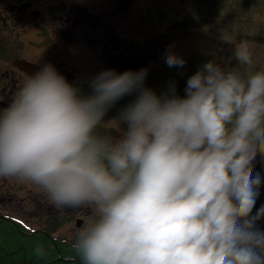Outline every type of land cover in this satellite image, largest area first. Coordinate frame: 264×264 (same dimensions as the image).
<instances>
[{
    "label": "clouds",
    "instance_id": "1",
    "mask_svg": "<svg viewBox=\"0 0 264 264\" xmlns=\"http://www.w3.org/2000/svg\"><path fill=\"white\" fill-rule=\"evenodd\" d=\"M246 40L239 67L212 61L191 75L184 97L143 86L147 69L105 70L90 95L51 64L28 75L0 110V178L38 187L58 209L94 215L71 245L81 264H264V232L250 215L264 155V70ZM184 60L168 53L169 67ZM118 140L97 126L122 97ZM34 255H46L37 243Z\"/></svg>",
    "mask_w": 264,
    "mask_h": 264
},
{
    "label": "flooded vegetation",
    "instance_id": "2",
    "mask_svg": "<svg viewBox=\"0 0 264 264\" xmlns=\"http://www.w3.org/2000/svg\"><path fill=\"white\" fill-rule=\"evenodd\" d=\"M129 6V0H0V110L28 75L46 64L84 96L91 94L90 82L102 71L147 69L143 86L159 96L152 81V34H146L145 41H139L141 35L128 41L120 38L132 20ZM124 16L128 19L122 20ZM184 93L181 85L175 95ZM135 98L132 93L116 101L97 126V134L120 139L127 128L120 114ZM252 171L261 177L250 214L254 216L264 206V155L257 153ZM93 215L90 207L58 209L38 187L0 178V220L17 226L23 237L38 232L54 246H71L78 229ZM255 227L264 232V216Z\"/></svg>",
    "mask_w": 264,
    "mask_h": 264
},
{
    "label": "rangeland",
    "instance_id": "3",
    "mask_svg": "<svg viewBox=\"0 0 264 264\" xmlns=\"http://www.w3.org/2000/svg\"><path fill=\"white\" fill-rule=\"evenodd\" d=\"M129 4L132 20L120 38L128 41L141 35L139 41H145L146 34H152V81L159 95L170 94L172 85L175 93L181 85L186 88L188 78L209 61L225 71L238 68L234 49L241 40L248 41L253 52V66L241 71L264 70V0H129ZM169 52L184 65L169 67Z\"/></svg>",
    "mask_w": 264,
    "mask_h": 264
},
{
    "label": "trees",
    "instance_id": "4",
    "mask_svg": "<svg viewBox=\"0 0 264 264\" xmlns=\"http://www.w3.org/2000/svg\"><path fill=\"white\" fill-rule=\"evenodd\" d=\"M44 239L41 235L23 237L17 226L0 220V264H71L67 261L70 258L74 264H81L71 246L53 247ZM37 243L45 248L43 258L34 255ZM3 248L10 251L5 252Z\"/></svg>",
    "mask_w": 264,
    "mask_h": 264
}]
</instances>
